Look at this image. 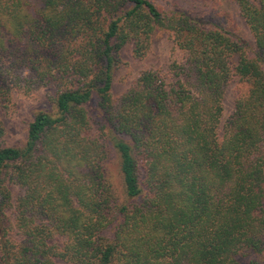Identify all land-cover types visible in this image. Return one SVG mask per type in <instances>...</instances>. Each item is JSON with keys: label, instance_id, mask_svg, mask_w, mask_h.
<instances>
[{"label": "trees", "instance_id": "trees-1", "mask_svg": "<svg viewBox=\"0 0 264 264\" xmlns=\"http://www.w3.org/2000/svg\"><path fill=\"white\" fill-rule=\"evenodd\" d=\"M233 2L249 52L151 0H0V107L55 88L22 145L0 143V264H264V0ZM154 30L180 55L113 98L119 49Z\"/></svg>", "mask_w": 264, "mask_h": 264}, {"label": "rangeland", "instance_id": "rangeland-1", "mask_svg": "<svg viewBox=\"0 0 264 264\" xmlns=\"http://www.w3.org/2000/svg\"><path fill=\"white\" fill-rule=\"evenodd\" d=\"M156 6L166 12L173 10H185L189 15L199 20L205 28H216L228 34L240 37L249 44L248 52L253 48L252 34L241 17L233 0H151ZM144 53L138 56L133 53L130 41L123 44L118 51L119 61L112 68V80L110 94L117 98L143 69H155L161 73L166 70L171 57L177 53L172 52V37L165 30H154L145 40ZM231 56L234 64L237 60L238 51ZM179 57V56H177ZM246 84L231 79L223 88L221 105V119L225 118L231 110L235 96ZM52 85H36L29 93L21 90H12L11 99L6 108L0 107V143L8 146H20L24 142L26 127L33 115L41 109H51ZM89 108V106L87 107ZM112 180H116L112 176ZM10 206L21 195L22 189L13 182H8ZM12 207H5V219L11 224L9 227L10 237L14 242L21 239V234L15 228Z\"/></svg>", "mask_w": 264, "mask_h": 264}]
</instances>
